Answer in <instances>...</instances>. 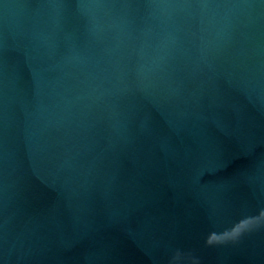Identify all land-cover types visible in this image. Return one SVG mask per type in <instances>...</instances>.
I'll return each mask as SVG.
<instances>
[{
  "label": "water",
  "instance_id": "obj_1",
  "mask_svg": "<svg viewBox=\"0 0 264 264\" xmlns=\"http://www.w3.org/2000/svg\"><path fill=\"white\" fill-rule=\"evenodd\" d=\"M0 264H264V0H0Z\"/></svg>",
  "mask_w": 264,
  "mask_h": 264
}]
</instances>
